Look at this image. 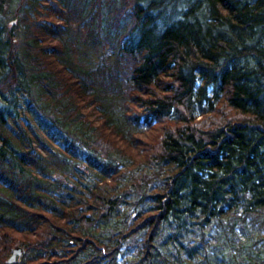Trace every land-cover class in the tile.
I'll use <instances>...</instances> for the list:
<instances>
[{"label":"trees","instance_id":"trees-1","mask_svg":"<svg viewBox=\"0 0 264 264\" xmlns=\"http://www.w3.org/2000/svg\"><path fill=\"white\" fill-rule=\"evenodd\" d=\"M0 264H264V0H0Z\"/></svg>","mask_w":264,"mask_h":264},{"label":"water","instance_id":"water-1","mask_svg":"<svg viewBox=\"0 0 264 264\" xmlns=\"http://www.w3.org/2000/svg\"><path fill=\"white\" fill-rule=\"evenodd\" d=\"M11 252L12 253L9 255L8 260L13 259V257L15 256V254L20 253V247L19 246H13Z\"/></svg>","mask_w":264,"mask_h":264},{"label":"rangeland","instance_id":"rangeland-1","mask_svg":"<svg viewBox=\"0 0 264 264\" xmlns=\"http://www.w3.org/2000/svg\"><path fill=\"white\" fill-rule=\"evenodd\" d=\"M36 17H37V18H41L39 14H36ZM65 20H66V23H67L68 25L72 26L73 28H76L75 26H73V23H72L71 21H68L67 19H65ZM67 21H68V22H67ZM56 22H58V21H56ZM82 35H83V32L80 31V32L78 33V37H79L80 39H83Z\"/></svg>","mask_w":264,"mask_h":264}]
</instances>
